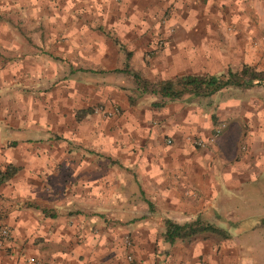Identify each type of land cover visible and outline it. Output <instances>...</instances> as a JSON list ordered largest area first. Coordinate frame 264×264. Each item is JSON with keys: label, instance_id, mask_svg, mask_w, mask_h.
Segmentation results:
<instances>
[{"label": "crops", "instance_id": "1", "mask_svg": "<svg viewBox=\"0 0 264 264\" xmlns=\"http://www.w3.org/2000/svg\"><path fill=\"white\" fill-rule=\"evenodd\" d=\"M14 13L39 28L32 44L21 33L2 31L3 26H18L9 17ZM224 23L235 33L212 40L221 43L214 51L201 49L208 41L201 36V25ZM113 39L131 52V66L149 80L209 73L207 60L213 53L222 72L243 63L264 70V0H24L0 8V169L7 164L18 167L0 185V222L11 235L0 244V264H126L120 235L127 227L133 233L142 227L153 246L164 218L201 217L219 193L238 192L264 170V110L249 98L251 93L262 95L264 87L227 88L208 98L171 101L160 108L151 107L152 98L145 94L129 106L132 83L114 70L124 54ZM37 47L35 54L32 48ZM32 54L39 59L38 69L42 56L43 68L47 57L65 64L57 65L61 75L49 84L68 86L69 100L75 102L71 123L92 122L91 112L75 119V111L89 109L92 90L122 92V108L128 107L124 123L133 126L125 130L128 144L120 149L118 160L104 148L78 145V137L30 130L31 122L45 118L37 109L39 116L31 121ZM113 75L123 76L127 85L109 80ZM144 96L149 105L141 109ZM220 124L221 131L212 137ZM165 136L171 144L162 147ZM186 136L201 137V147H194ZM47 148L69 160L22 164L35 150L42 154ZM28 166L44 170V178L36 179ZM143 218H159L160 229L143 224ZM158 240V252L165 259L154 261L151 255L140 261L137 256L134 264L246 263L239 250L247 242L227 239L215 248L201 239L172 245L160 236ZM147 250L149 246L146 255ZM209 254L214 261H206Z\"/></svg>", "mask_w": 264, "mask_h": 264}, {"label": "rangeland", "instance_id": "2", "mask_svg": "<svg viewBox=\"0 0 264 264\" xmlns=\"http://www.w3.org/2000/svg\"><path fill=\"white\" fill-rule=\"evenodd\" d=\"M207 1L208 0H201V3ZM23 2L24 0H0V8H7L10 6V4L22 5ZM212 2L216 3L219 2V0H212ZM20 15V13H18L17 15H15L14 13V15L9 16L11 17L10 20H12V22L18 23L17 27H15L16 25L8 28L7 26H3L5 28L2 31L5 33H21L22 35L28 37V39L30 38V42L32 44V38L37 37L36 34L39 33V28L36 24H32L31 20H18V17ZM1 17L4 16L2 15ZM202 23L203 20L201 24ZM42 28H44V26H42ZM232 28L233 27L231 25L225 23L224 25H201V36H205L208 38L207 42L201 43V49H203V47H210L211 50L214 51L215 46L221 43L218 41L214 42L212 40H216L226 34L230 35L235 33L234 29ZM37 49L38 47L32 48V50H35V54H38L36 52ZM31 56H33V58L31 57V66L35 67V71L30 74V85L33 86L30 88L31 90H33L29 92V108L31 121L37 120L39 116L38 113H36L37 109H39V111H41L42 109V111L45 112V118L42 121L39 120V122H31L30 130L37 131V129H44L47 132L53 131L58 134H64L68 137H78V145H90L98 149L104 148L105 154H109V156H111L113 159L118 160V158L122 156L121 154H119L120 149L125 148L128 144V142L123 139L125 136L128 137L125 130H127V126H133L131 122L124 123V121L127 122V116H125L124 110L128 109V107H126L125 109L122 108V92L114 88L110 89L109 93L104 92L103 89L92 90L91 94L93 95L94 99L91 100L88 104L89 109L92 110V116L90 115V117L93 119L92 122L78 124L74 122L71 123L70 114L72 107H75V102L69 100L71 94L68 86L57 88L54 83L49 84L52 79H54L55 77L57 79L61 75V72L59 71L57 65L61 64L64 67L65 64H63L62 61H58L55 59L53 60L47 57L46 65L43 68L41 67V60L45 61L46 57L42 56L39 62L40 67L38 69L37 63L39 59L36 57V55L34 56L32 54ZM207 61L209 63L210 74L217 75L222 72V70L220 71L219 69V60L215 53H213ZM144 63L146 65L145 61ZM225 69L226 68L224 67L223 70ZM113 76H115V78H111L109 80H116L122 86L127 85L123 76ZM262 91V95L250 92L251 96L249 98L255 100L254 103L256 105L258 104V106H260V109L264 110V89H262ZM119 95L122 96V99L120 100H118ZM145 97L146 96L141 99V109H143V106H146L148 104L147 98ZM151 98L153 99V97ZM18 109H20V106H18ZM18 109H15V111L18 112ZM144 110H146V107L144 108ZM131 111L133 112L134 110ZM57 113H59L58 115L61 116H57ZM91 125L97 128L94 132L90 131L89 129V126ZM91 138L93 139V142L90 141ZM130 138V144L133 146L134 140L132 137ZM185 138L186 141L188 140V142L191 143L194 147H201V137L186 136ZM160 142L162 147L171 144L170 139L167 136L163 137ZM211 143L213 142L209 141V144ZM54 149L55 148H47L46 151L42 154L40 152H36L35 150L33 154L27 157V160L25 159L24 161H22V164L33 163V165H36L41 163H55L58 161L69 160L67 157L68 155H65L64 153H57ZM78 160H81V158L79 157ZM28 167V171H31L34 176L37 177L36 179L40 177L42 179L44 178V170H38L36 169V166ZM46 171L47 173H49V170ZM146 186L148 185L145 182L143 184V187L147 188ZM131 187L134 188V186ZM211 204L212 208L202 214L201 218L227 229L229 239L231 241H238L240 244L243 242H247L246 245L243 246V249L239 250L240 254L244 256V259H246V263L244 264H264V226H261L259 224V220L264 218V170L261 171V175H259V177H257V179H255L254 181L242 184L238 189V192L228 193L226 191H223L219 193L217 198H215V200ZM142 210V214H144V205ZM158 220L159 218H143L141 222L143 224H148L153 229L158 230L160 229L158 227ZM141 228L133 233L131 232V229L127 227L125 231H123L120 235L121 246L124 248L123 257L125 259V263L134 264L137 256H139L138 259H140V261L149 260V256L151 258L153 255L154 261L156 259H158L159 261H161V259L164 260L165 257L162 256L163 254L161 252H158L160 248L159 244L157 243L159 241L158 236L160 235H156L153 246H151L149 241L146 240L147 233L144 229L141 231ZM221 241L222 240H219L217 238H213L212 240L201 239L202 243H211V245L215 246V248ZM147 246H149V250H147L148 256L146 255ZM173 251L177 250H172V252ZM155 255L160 256L159 258H156ZM207 260L214 261V254L207 255L206 261ZM148 264H150V262H148Z\"/></svg>", "mask_w": 264, "mask_h": 264}, {"label": "trees", "instance_id": "3", "mask_svg": "<svg viewBox=\"0 0 264 264\" xmlns=\"http://www.w3.org/2000/svg\"><path fill=\"white\" fill-rule=\"evenodd\" d=\"M113 42L123 51L124 57L121 65L115 71L127 76L132 83L131 92L127 96L129 106L135 104L136 99L142 95L153 97L150 106L160 108L167 102L179 100H193L208 98L216 92L237 88L244 90L253 86L264 87V70H258L255 66L246 63L239 67H227L219 74H184L171 78H157L149 80L130 64L131 52L126 50L121 44L113 39ZM92 112L91 109H80L75 111V119L79 121L82 116ZM18 167L7 164L0 169V185L12 178ZM259 224L264 226V218L259 220ZM163 231L160 234L162 242L172 245L175 242L190 244L197 239L219 240L229 239L227 229L222 228L212 222L196 216L194 218L175 221L169 218L162 220Z\"/></svg>", "mask_w": 264, "mask_h": 264}, {"label": "built area", "instance_id": "4", "mask_svg": "<svg viewBox=\"0 0 264 264\" xmlns=\"http://www.w3.org/2000/svg\"><path fill=\"white\" fill-rule=\"evenodd\" d=\"M222 127H223V125H221V124L216 126L214 128L212 137L217 136L219 134V132L221 131ZM212 137L210 138V140L213 139ZM0 215H1V204H0ZM10 237H11V235H10L8 228L0 222V244L2 241L10 239Z\"/></svg>", "mask_w": 264, "mask_h": 264}]
</instances>
